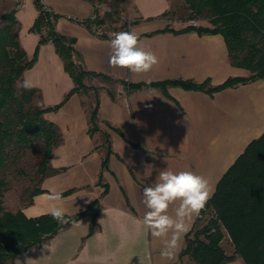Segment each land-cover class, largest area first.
Listing matches in <instances>:
<instances>
[{"label":"crops","instance_id":"obj_1","mask_svg":"<svg viewBox=\"0 0 264 264\" xmlns=\"http://www.w3.org/2000/svg\"><path fill=\"white\" fill-rule=\"evenodd\" d=\"M41 1L60 15L56 30L74 39L75 60L96 75L85 78L87 91L76 92L65 101L75 88L74 80L54 44L40 46L37 60L25 71L23 81L40 91L44 107L65 101L58 110L45 114L62 137L51 159L57 171L40 182L37 188L42 191L31 196L27 204L8 211L37 218L52 215L51 206L58 204L66 209L64 215L72 217L97 199L99 211L93 231V216L87 213L5 264H198L189 255H182L186 236L196 227L198 216L184 235L180 251L171 259L162 257L163 238L143 227L147 209L142 189L161 169L170 167L203 175L209 181L211 198L249 145L264 135V79L213 92L170 84L155 86L191 81L206 84V88L218 87L231 78L252 74L234 66L222 34L183 31L190 27L191 18L173 12L184 0H161L155 11L153 3L147 14L136 7L110 29L136 32L138 46L156 54L158 63L142 73L112 65V38L99 37L78 22L93 16L96 19L98 4L89 0ZM192 19L198 21L196 27H210L207 21ZM108 22L93 26L106 27ZM39 40L37 33L33 46L37 47ZM129 84L145 86L132 89ZM97 103L98 130L90 132L91 112ZM146 171H152L151 176H146ZM53 189L61 192L60 201L48 199L46 193ZM215 215V211L209 213L200 225ZM221 231L222 250L234 255L236 247L229 230L222 225ZM225 264L247 263L237 254Z\"/></svg>","mask_w":264,"mask_h":264},{"label":"trees","instance_id":"obj_2","mask_svg":"<svg viewBox=\"0 0 264 264\" xmlns=\"http://www.w3.org/2000/svg\"><path fill=\"white\" fill-rule=\"evenodd\" d=\"M33 1L39 15L32 30L40 34V40L30 60L19 40L20 24L16 10L0 17V169L5 166L11 148L25 149L38 140L43 143L42 160L37 169L41 182L57 171L51 166V159L54 148L62 141L57 125L49 121L45 114L58 110L72 94L87 91L89 87L84 82L85 78L96 74L86 71L75 60L74 39L56 30L60 15L49 11L41 0ZM89 1L95 3V0ZM184 3L191 13L190 17L207 21L210 27L190 26L183 31L222 34L234 66L245 68L252 74L247 78H231L218 87L206 88V84L197 85L191 81H171L155 86L170 84L213 92L257 78L264 79V0H184ZM114 14L119 13L107 11L100 16L97 12L96 19L78 22L92 28L93 25H103ZM47 42L54 44L75 83L65 101L54 107H44L40 91L26 87L23 81L25 71L32 68L37 60L40 46ZM129 86L139 89L145 85ZM35 100H38V105L33 104ZM90 122V132L97 131L98 103L91 112ZM107 163L108 158L103 161V166L106 167ZM6 186L7 182L0 179V264L42 243L87 213L93 216L91 231L96 227L98 199L85 211L72 217L64 215L57 219L52 215H42L28 218L22 211L14 213L5 209L3 198ZM41 191L35 188L31 196ZM213 211L216 215L201 226L200 223ZM222 225L231 234L236 247L234 255H226L220 246L224 237ZM237 254L247 264H264V135L249 145L219 182L215 194L201 210L196 227L186 236V248L182 253L198 264H225L234 260Z\"/></svg>","mask_w":264,"mask_h":264},{"label":"clouds","instance_id":"obj_3","mask_svg":"<svg viewBox=\"0 0 264 264\" xmlns=\"http://www.w3.org/2000/svg\"><path fill=\"white\" fill-rule=\"evenodd\" d=\"M138 45L136 32L113 33L110 63L134 73L148 72L158 63V57ZM25 86H29L27 81ZM151 174L152 171L145 172L146 176ZM211 194L209 181L203 175L190 170L176 171L170 167L161 169L155 179L143 187V203L147 209L142 218L143 227L154 236L163 238L162 257L171 259L180 251L184 235L205 208ZM46 195L52 201L62 199L61 192L54 189ZM50 212L60 219L66 209L53 204Z\"/></svg>","mask_w":264,"mask_h":264},{"label":"rangeland","instance_id":"obj_4","mask_svg":"<svg viewBox=\"0 0 264 264\" xmlns=\"http://www.w3.org/2000/svg\"><path fill=\"white\" fill-rule=\"evenodd\" d=\"M95 0L98 4V11L104 16L107 11H117V15H113V18L109 20L106 29H114L115 22L121 19L124 14H131L139 8L141 13L147 14L152 10V4L154 3V9L158 10V2L161 0ZM136 2V4H135ZM139 3H142L139 7ZM135 5V6H134ZM137 5V6H136ZM146 8V9H145ZM149 8H152L149 10ZM143 9V10H142ZM16 10V17L19 21L20 33L19 40L22 47L27 50L28 57L33 58V53L36 50L33 46V37L37 32L32 30L35 24L36 18L39 15V10L36 8L33 0H0V17L7 12ZM174 14L182 15L187 19L191 13L186 8L185 3L177 7ZM198 18V17H197ZM106 23H104L105 25ZM123 24V23H121ZM126 24V23H125ZM33 46V47H32ZM19 91L21 87L19 86ZM34 105H38V100L33 102ZM42 148L43 143L35 140L29 147L20 149L13 147L10 149V155H8L6 164L0 169V179L7 182V186L4 189L3 202L6 210H17L20 206L27 204L30 200L32 191L40 184V175L37 174L40 161L42 160Z\"/></svg>","mask_w":264,"mask_h":264},{"label":"built area","instance_id":"obj_5","mask_svg":"<svg viewBox=\"0 0 264 264\" xmlns=\"http://www.w3.org/2000/svg\"><path fill=\"white\" fill-rule=\"evenodd\" d=\"M47 9L49 11L51 10L48 7H47ZM91 18L95 19V16H93ZM188 23H189L190 26H194V27L198 25V21L196 19H190L188 21ZM92 31L97 36L104 37V38H113V33L120 32V31H116V30L106 29V27H101V26H93L92 27Z\"/></svg>","mask_w":264,"mask_h":264}]
</instances>
